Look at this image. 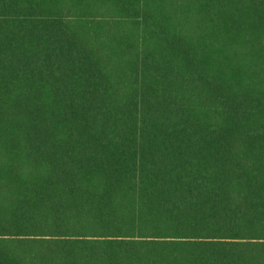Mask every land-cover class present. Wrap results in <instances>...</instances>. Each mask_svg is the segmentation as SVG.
<instances>
[{
    "label": "trees",
    "instance_id": "16d2710c",
    "mask_svg": "<svg viewBox=\"0 0 264 264\" xmlns=\"http://www.w3.org/2000/svg\"><path fill=\"white\" fill-rule=\"evenodd\" d=\"M0 264H264V0H0Z\"/></svg>",
    "mask_w": 264,
    "mask_h": 264
}]
</instances>
